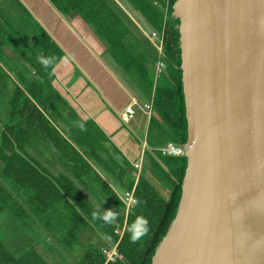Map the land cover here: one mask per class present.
Masks as SVG:
<instances>
[{
	"label": "trees",
	"instance_id": "16d2710c",
	"mask_svg": "<svg viewBox=\"0 0 264 264\" xmlns=\"http://www.w3.org/2000/svg\"><path fill=\"white\" fill-rule=\"evenodd\" d=\"M15 1L14 6L19 9L15 12L24 17L30 14L23 4ZM49 1L61 14L79 16L87 23L105 42L110 55L118 58L119 64L136 80L143 100L152 105L148 142L154 149L149 152L153 166L151 174H146L147 168L138 181L130 172L138 171L136 166L128 162V169L123 171L121 181L124 188L126 192H133L137 199L132 207L127 205L125 195L121 201L116 192L105 184L104 188L114 199L116 213L118 210L124 212L117 213L118 218L112 223L94 220L93 214L97 209L85 196L82 198L74 194L76 192H69L67 197L55 179L35 167L27 159L29 153L25 150L29 144L33 145L42 138L47 143H54L61 150L63 159L74 160V155L78 154L81 164H87L83 155L63 138L49 117L51 111L61 112L63 106L71 109L54 85L55 69L66 54L49 32L34 23L33 18L23 28L20 23L14 24L25 33L19 39L16 38L19 30L8 24V31V25L5 26L8 20L0 19V216L4 217L0 218V264H52L47 258L49 254L46 257L39 247L29 246L27 240L20 239L18 243L4 240L2 232H9L7 226L10 223L19 230L23 224L24 227L25 224L38 226L48 235L47 241H53L52 249L64 247V244L75 251V247L79 248L84 240L82 234L86 231L94 237L99 235L103 243L73 253L72 264H152L157 248L177 217L188 168L186 156L169 157L158 151L170 142L180 145L188 142L180 19L174 17L178 0H125L142 13L153 28L152 37L163 45L161 60L167 64L162 74L163 81L155 69V46L149 38L135 34L130 22L123 19L117 0ZM22 41L23 44L20 43ZM7 47L14 50L18 59L19 65L13 67L16 82L1 64L3 61L16 64L10 59ZM42 59L53 63L45 67ZM81 133L86 138L90 137L87 130H81ZM79 143L80 147L86 148L82 141ZM89 169L86 167L87 174L93 172ZM59 180L72 185L71 180L65 177ZM158 182L170 192L169 197L160 190ZM140 218L147 220V232L133 243L134 226L143 230L138 223ZM52 257L56 264H61L60 256Z\"/></svg>",
	"mask_w": 264,
	"mask_h": 264
},
{
	"label": "water",
	"instance_id": "95a60500",
	"mask_svg": "<svg viewBox=\"0 0 264 264\" xmlns=\"http://www.w3.org/2000/svg\"><path fill=\"white\" fill-rule=\"evenodd\" d=\"M188 168L152 264H264V0H178Z\"/></svg>",
	"mask_w": 264,
	"mask_h": 264
},
{
	"label": "crops",
	"instance_id": "0c3cea01",
	"mask_svg": "<svg viewBox=\"0 0 264 264\" xmlns=\"http://www.w3.org/2000/svg\"><path fill=\"white\" fill-rule=\"evenodd\" d=\"M18 1L31 14H27L29 22L33 18L34 23L49 32L66 54L55 69L54 85L71 109H65L63 106L60 108L61 112L51 111L49 117L63 138L83 155L87 164H81L78 154L74 155L76 162L73 158L63 159L61 150L43 138L26 147L25 151L29 153L27 159L48 177L55 179L67 197L69 192H76L74 194L82 198L85 196L96 209L102 208L105 213H116L114 199L104 186L106 184L112 189L115 188L116 193L121 192L124 196L126 189L121 178L123 171L128 169V162L139 171L131 170V176H135L137 181L141 174H145L147 168L149 170L146 174H151V158L147 165L143 164V159L145 154L154 150L148 142L152 111L145 108L147 101L143 100L141 88L136 80L119 64L118 58L110 55L105 42L81 17L61 14L49 0ZM16 2L0 0V4ZM117 2L118 8L123 12V19L127 23L130 22L135 34L141 38H149L155 46L157 71L162 55L159 43L152 37V26L142 13L125 0ZM7 52L12 57L11 51ZM12 61L16 63L13 59ZM1 64L16 82L14 66L9 61H3ZM129 105H134L138 114L127 124L122 120V113ZM85 122L92 128L89 138L81 133V130L88 129ZM81 141L86 148L79 146ZM86 167H90L93 172L87 174ZM62 177L71 180L72 185L61 182L59 179ZM95 177L100 183H97ZM117 213L120 215L124 212L118 210Z\"/></svg>",
	"mask_w": 264,
	"mask_h": 264
},
{
	"label": "rangeland",
	"instance_id": "374dc122",
	"mask_svg": "<svg viewBox=\"0 0 264 264\" xmlns=\"http://www.w3.org/2000/svg\"><path fill=\"white\" fill-rule=\"evenodd\" d=\"M10 5L11 4H0V8H1L0 19L1 20H3V19L8 20L7 23L5 24V26L10 24L11 26H15L19 30L18 35L15 34L16 38L19 39V38L25 36V33L23 32V29H21L19 26L14 25V24L20 23V24H22V28H23L24 26H26V23L29 22V18L27 16L24 17L22 15H19L18 12H15V11L19 10L18 7H15L14 4L12 7ZM16 13H17V15H15ZM6 28L8 31L10 30L9 25ZM145 31H147L146 28H145ZM20 43L23 44V41ZM7 48H8L7 50H10L12 53L11 59H13L16 62V64H14L12 66L15 67V66L19 65V63L17 64L18 59L16 58V54H15L14 50L11 47H7ZM14 72H15V70H14ZM15 75H16V72H15ZM159 79H161L163 81L162 75L159 77ZM10 86H11V84H10ZM1 101H2V99H0V102ZM85 123H87V127H88L89 123L88 122H85ZM96 126L98 128V125H96ZM83 128H84V125H83ZM90 129H92V128L88 127V129H87L88 134H90ZM94 131H95V129H93V132ZM143 161H144L143 164H146V165H147V163L150 162L149 153L145 154V158L143 159ZM0 164H1V162H0ZM157 185L160 188V190L165 192V196L169 197L170 192L165 191V189L161 186L160 182H158ZM0 218H4V217L0 216ZM13 226L11 225V223L8 224L7 230H9V232H6V231L2 232L4 240H7L11 243H18L17 241L20 239L22 241L27 240V243L29 246L39 247L41 253H43L46 257L49 254L47 258L51 261L52 264L57 263L56 260H54L52 257V256H56V255L60 256L61 259L59 260V262L61 264H72L73 258L71 259V257H72L71 255L73 253L80 252L85 247H88L90 245H99V244L103 243L101 240V237L99 235H96L94 237V236H91V234H92L91 232L86 231L84 234H82L84 240L80 244L81 246L79 245V248L75 247V249H74L75 251H73V249L71 247L64 245V244H63L64 247H56V248L52 249L51 244L53 243V241L48 242L47 241L48 235L46 233L41 232V229L38 226L33 225V224H30V225L25 224V227H24V224H23V225H21L22 226L21 230H19L15 225H13ZM81 248H83V249H81Z\"/></svg>",
	"mask_w": 264,
	"mask_h": 264
},
{
	"label": "built area",
	"instance_id": "2783aa9c",
	"mask_svg": "<svg viewBox=\"0 0 264 264\" xmlns=\"http://www.w3.org/2000/svg\"><path fill=\"white\" fill-rule=\"evenodd\" d=\"M154 35L157 36V34ZM159 51L161 55L164 53L162 43L159 46ZM166 69H167L166 62L161 60L157 66V76H161L163 73H165ZM145 108L148 109L149 111H152V105L147 104L145 105ZM137 114H138L137 108L134 105H129L124 109L122 113V120L124 123L128 124L137 116ZM158 151L162 153L164 156H169V157H183L186 155L185 146L175 142H170L166 146L158 148ZM137 167L140 166L137 165ZM124 198L129 207H132L137 203V199L133 192H126ZM110 257H112L111 254Z\"/></svg>",
	"mask_w": 264,
	"mask_h": 264
},
{
	"label": "clouds",
	"instance_id": "9594fccd",
	"mask_svg": "<svg viewBox=\"0 0 264 264\" xmlns=\"http://www.w3.org/2000/svg\"><path fill=\"white\" fill-rule=\"evenodd\" d=\"M160 46V45H159ZM41 63L45 66V67H49L53 61L52 60H48V59H42ZM185 146V145H184ZM186 156V155H185ZM113 191H116L115 188H113ZM117 197L123 201V193L121 192H117ZM118 218L117 214L113 211H108V212H103L102 208L97 209V211L93 214V219L94 220H103L105 223H112L113 221H115ZM138 223L141 224L143 226V230H137L134 226L133 228V235H132V242L136 243L140 238L142 234H146L147 232V225L148 222L147 220H144L143 218H140L138 220Z\"/></svg>",
	"mask_w": 264,
	"mask_h": 264
}]
</instances>
